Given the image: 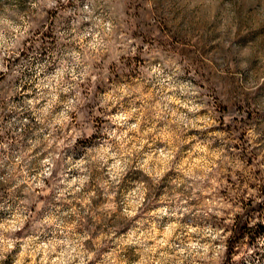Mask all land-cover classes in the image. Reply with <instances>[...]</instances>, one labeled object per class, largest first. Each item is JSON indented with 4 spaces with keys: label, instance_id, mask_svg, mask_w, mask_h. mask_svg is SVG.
<instances>
[{
    "label": "clouds",
    "instance_id": "clouds-1",
    "mask_svg": "<svg viewBox=\"0 0 264 264\" xmlns=\"http://www.w3.org/2000/svg\"><path fill=\"white\" fill-rule=\"evenodd\" d=\"M0 264H264V0H0Z\"/></svg>",
    "mask_w": 264,
    "mask_h": 264
}]
</instances>
